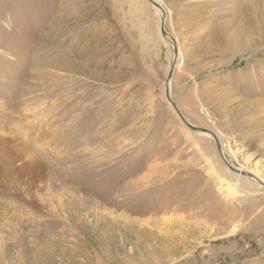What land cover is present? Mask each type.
<instances>
[{
	"label": "rangeland",
	"instance_id": "1",
	"mask_svg": "<svg viewBox=\"0 0 264 264\" xmlns=\"http://www.w3.org/2000/svg\"><path fill=\"white\" fill-rule=\"evenodd\" d=\"M159 1L243 174L147 0H0V264H264V0Z\"/></svg>",
	"mask_w": 264,
	"mask_h": 264
},
{
	"label": "water",
	"instance_id": "2",
	"mask_svg": "<svg viewBox=\"0 0 264 264\" xmlns=\"http://www.w3.org/2000/svg\"><path fill=\"white\" fill-rule=\"evenodd\" d=\"M149 3H151L154 7H156V8H158L160 11H161V13H163V16L161 17V19H160V22H159V33H160V35L164 38V39H166V37L167 36H169L166 32H165V30H164V22H165V18H164V10H163V8H162V6L158 3V2H156L155 0H147ZM171 37V36H170ZM172 38V37H171ZM167 40V39H166ZM172 40V46H173V51H172V63H171V66H170V70H169V73H168V76H167V79H166V83H165V89H166V99H167V101L171 104V106H172V108H173V110L176 112V114H177V116H178V118H179V120L189 129V130H191V131H193V132H199V133H203V134H206V135H209L210 137H212V139L214 140V143H215V146H216V148H217V151H218V153H219V155H220V157H221V159H222V161L224 162V164L228 167V169L229 170H233V171H235V172H237L238 174H240V175H242L243 174V172L242 171H238V170H236V169H233L232 168V166L228 163V162H226V160L224 159V157H223V154H222V151H221V146H220V143H219V140H218V138H217V136L213 133V132H211V131H209V130H206V129H203V128H198V127H195V126H192L191 124H189L186 120H185V118L181 115V113L179 112V110H178V108H177V106L174 104V102H173V100H172V98H171V96L169 95V82H170V80H171V77H172V74H173V72H174V67H175V58L177 57V49L175 48L176 46H175V42H174V40H173V38L171 39ZM264 186V185H263Z\"/></svg>",
	"mask_w": 264,
	"mask_h": 264
},
{
	"label": "bare ground",
	"instance_id": "3",
	"mask_svg": "<svg viewBox=\"0 0 264 264\" xmlns=\"http://www.w3.org/2000/svg\"><path fill=\"white\" fill-rule=\"evenodd\" d=\"M156 2H158L161 6H162V8H163V10H164V18L167 20L168 18H169V12H168V10L166 9V7L165 6H163L162 4H161V2L159 1V0H155ZM138 2V1H137ZM249 3V2H248ZM145 4V3H144ZM142 6V5H141ZM152 7L154 8V10H155V12L158 14V21L160 22V19H161V17L163 16V13H161V11L158 9V8H156V7H154L153 5H152ZM142 12V11H141ZM148 16V15H147ZM253 21V20H252ZM256 23V22H255ZM159 24V23H158ZM148 26V25H147ZM158 29H159V25H158ZM143 35V34H142ZM151 35V34H150ZM148 38V37H147ZM167 39V40H166ZM166 39H164L166 42H168V44H170V45H172V38L170 37V36H167L166 37ZM174 40V39H173ZM164 42V41H163ZM174 42H175V48L176 49H179V47L177 46V44H176V41L174 40ZM178 47V48H177ZM171 49H172V47H171ZM179 51V50H178ZM177 51V52H178ZM181 53L179 52L178 54H177V57L174 59L175 60V63L177 62V64L179 65L178 67H177V69H178V72H181V70H182V65H181V62H180V59H179V55H180ZM173 61H172V53H171V55H170V66H171V63H172ZM152 64V63H151ZM169 87H170V85H169ZM202 134V133H201ZM218 138V137H217ZM225 146V145H224ZM222 154H223V157H224V159L226 160V162H228L230 165H233L234 166V164L231 162V160L229 159V157L226 155V153H224V152H222ZM239 171V170H238ZM234 176H239L238 174H235ZM261 180V179H260ZM263 181V180H262ZM262 181H258L259 183L257 184L259 187H261V188H263V186L262 185H264V183L262 182ZM262 184V185H261ZM229 189V188H228ZM228 191H231V189H229ZM234 193V192H233ZM232 195V194H231Z\"/></svg>",
	"mask_w": 264,
	"mask_h": 264
}]
</instances>
